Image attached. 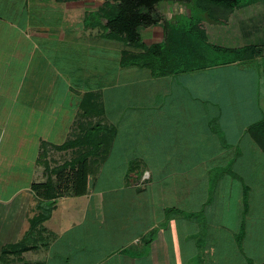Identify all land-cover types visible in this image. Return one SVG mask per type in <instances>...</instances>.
<instances>
[{
    "label": "crops",
    "instance_id": "0c3cea01",
    "mask_svg": "<svg viewBox=\"0 0 264 264\" xmlns=\"http://www.w3.org/2000/svg\"><path fill=\"white\" fill-rule=\"evenodd\" d=\"M19 1L21 6L15 0L0 3V10L9 12L0 13V75L11 80L17 75L13 86L0 85V257L23 241L33 220L48 214L37 227L41 232L29 239L30 247L38 246L27 253L31 264H184L187 258L189 264H252L253 250L244 247L249 229L243 203L253 193V170L239 164L235 173L223 171L212 181L211 161L230 154L221 145L203 147L211 142L202 138L218 116L192 99L176 75L154 77L148 68L121 66L145 73L122 84L124 89L99 84L98 78L86 81L82 71L74 82L73 73L55 65L48 52L58 54L60 45L80 51L84 41L110 42L99 28L87 30L84 24L86 13L97 11L102 0ZM53 10L63 11L62 28L48 24ZM262 61L259 54L226 69L254 75V65ZM189 74L214 83L206 70ZM87 94L93 101L85 114ZM188 103L201 116L187 109ZM180 112L191 115L184 118L187 123L195 120L199 147L198 139L180 141L179 133L191 126L185 127ZM99 124L115 128L116 135L102 144L103 134L92 135L86 145L61 149ZM246 138L247 146H260L250 133ZM86 153L87 161L80 162ZM72 162L69 170L76 174L86 165L87 182L64 178L62 168L66 172L63 166ZM114 170L123 172L118 179L123 182H108L115 179ZM252 215L247 213V221Z\"/></svg>",
    "mask_w": 264,
    "mask_h": 264
},
{
    "label": "rangeland",
    "instance_id": "374dc122",
    "mask_svg": "<svg viewBox=\"0 0 264 264\" xmlns=\"http://www.w3.org/2000/svg\"><path fill=\"white\" fill-rule=\"evenodd\" d=\"M11 0H0V3L10 2ZM18 6L23 4L19 3V0H15ZM22 1V0H21ZM104 0L100 1L99 4H103ZM19 3V4H18ZM220 16H225L230 20L238 19L236 24V28L242 31L246 30V35L244 36L243 43H249L251 41H264V15H256L252 12L251 9H245L243 11H239L236 15L230 14L228 10L223 8H216L215 10ZM0 13H9L2 12ZM17 13V12H16ZM49 18H47L48 24L51 28H62V25L65 24L62 22L64 16L62 10H53L49 12ZM156 16H159L160 22L154 26L144 28L141 30L143 43L147 46H150L154 43H158L160 41L164 42L169 34L166 31L167 22H173L174 25H184V23L189 24L191 22L192 11L186 5H182L179 3H161L160 5L155 7ZM189 15V16H187ZM79 19V17L77 18ZM79 21V20H78ZM62 25L59 27V25ZM242 26V27H241ZM80 26L78 25V28ZM207 27V26H206ZM77 28V29H78ZM207 31L217 33L216 29L210 30V28H206ZM103 30H99L101 33ZM241 31V30H240ZM236 43V41H234ZM109 43V44H107ZM224 44H227L223 42ZM259 43V42H258ZM105 44V46H104ZM92 46V47H91ZM104 46V47H103ZM124 46V47H123ZM61 47V52L54 53L48 52L51 56L50 59L55 63V65L59 64L61 69H64L66 72H72L71 79L75 82V78L77 74L81 73L85 77L86 81H95L98 78L99 84L109 83L112 85L117 84L119 89H124L125 87L122 85L131 79H135L139 77L141 73H131L130 71L121 70V59L123 56L122 47L126 51L132 54H137L139 51L135 48H130L125 46L124 43L118 40H111L110 42L105 41V43L92 44L87 43L86 41L78 44L77 48L80 51H73L71 49H67V47ZM94 47V48H93ZM83 48V49H82ZM260 54H264V47L259 49ZM232 57V55H231ZM16 66V64L14 65ZM64 67V68H63ZM124 67V66H123ZM136 67V66H132ZM246 67V66H245ZM253 66H250L252 68ZM220 68V69H218ZM218 68L207 69L206 73L212 76L214 79V83L206 81L200 77L199 79L192 78V74H178L175 76L178 83L181 86H184L191 98L195 101H201L206 106L208 113L218 116L216 119L213 117L212 122L210 123V133L206 132V136L203 137L204 141L208 139L211 140L209 144L204 145L203 147L208 149H214L215 145L221 147L223 149L222 152L230 153L227 156H222L221 158H215L211 161V164L214 168V172L212 173L213 182L217 181L218 176L222 174L223 171H227L228 173H235L236 169L239 168V164H243L245 167L250 166L248 168H252L253 177L251 178L254 181L253 188L251 187L252 194L250 193L247 197L246 203H243L245 206V227L249 230L248 236L245 239L244 247L246 250L252 249L254 256H252V264H263L264 263V151L258 146L256 143H252L247 146V138L250 129L255 126V124L264 121V75L261 73L260 69L264 70V61L262 63H258L254 65V69L257 71H253V73L249 74L248 71H227L228 67L220 66ZM241 70V67H237ZM71 69V70H70ZM222 70L223 76L221 74L217 75V70ZM250 70L249 68H247ZM18 70V69H17ZM253 70V69H251ZM11 71L14 73V68H11ZM205 71V70H204ZM219 72V71H218ZM149 73H152L150 71ZM148 74V73H146ZM145 75V73H144ZM79 76V75H78ZM143 76V75H142ZM12 80L8 78V76L0 75V85L1 89H6L7 87L13 86V79L17 78V75L11 76ZM70 77V75H69ZM147 77V76H146ZM215 77V78H214ZM253 77L254 82H253ZM192 78V79H191ZM207 78V77H206ZM137 79V78H136ZM204 80V81H203ZM128 86V85H127ZM162 99V98H159ZM160 101V100H159ZM210 104V106H209ZM187 109H191V112H194L196 116H201L202 112L195 105L188 103ZM198 106V105H197ZM212 106V107H211ZM200 107V106H199ZM181 109V108H180ZM179 114V112H178ZM192 114V115H194ZM185 116V117H183ZM191 116L190 114H182L180 112L179 117L183 118V123L185 122V127L190 126L189 131H183L179 133L180 141L184 142V139L190 140L192 138L198 139L196 146L199 143V133H197V129L195 130L196 124L193 123L195 120L184 119ZM220 116H222L220 118ZM243 116V119L241 118ZM228 119L230 120H226ZM252 118V120H250ZM243 120V122H242ZM180 121V119H178ZM249 126V127H248ZM248 127V128H247ZM217 135L219 136L217 139ZM199 137V138H198ZM6 144H8V139L6 138ZM183 145L185 143H182ZM231 153H239V156L234 157ZM69 158V155L67 156ZM231 159L230 161H228ZM59 162V161H58ZM64 162V161H63ZM210 164V166H211ZM223 168H222V167ZM115 168L118 166H114ZM225 167V168H224ZM212 168V169H213ZM50 169V168H49ZM65 177L69 180L75 178L76 171L69 170L67 168L62 172ZM111 174L115 175V179L109 180L108 182H123L118 180L120 178V174L123 172L119 170L111 171ZM245 174H248L246 172ZM104 176L107 175V171L104 172ZM247 177H245V182H247ZM186 180V179H185ZM184 180V181H185ZM183 181V180H181ZM250 181V179H249ZM127 182V181H124ZM188 182V181H187ZM189 182H191L189 180ZM215 186V183H214ZM213 186V187H214ZM180 191H186L185 187H180ZM11 190V189H9ZM248 210V211H247ZM251 213L252 219L247 221V213ZM114 221V220H113ZM112 221V222H113ZM247 224V225H246ZM41 228V227H40ZM38 232H41L37 229L32 237H36ZM37 241V240H36ZM31 249L28 251H24L22 255H11L9 258L10 264H31L30 260L33 259L32 255H28V252L35 251L38 247L37 244L32 245ZM39 249V248H38ZM191 255V254H190ZM189 255V256H190ZM13 256V257H12ZM22 257L21 259L19 257ZM202 256V252H199V257ZM28 259V260H27ZM28 262H26V261ZM195 262L197 263V261ZM24 262V263H21ZM187 261V262H186ZM189 258L185 260L184 264L188 263ZM194 261V260H193ZM192 261V262H193ZM198 264V263H197Z\"/></svg>",
    "mask_w": 264,
    "mask_h": 264
},
{
    "label": "trees",
    "instance_id": "16d2710c",
    "mask_svg": "<svg viewBox=\"0 0 264 264\" xmlns=\"http://www.w3.org/2000/svg\"><path fill=\"white\" fill-rule=\"evenodd\" d=\"M161 3L186 5L192 11V21L184 25L167 22L166 31L169 34L166 40L147 46L143 43L141 30L161 21L155 13V7ZM216 8L226 9L230 14L235 15L245 9H251L256 15H264V0H104L103 5L97 11L86 13L84 24L87 30L99 28L103 30V36L106 38L118 40L125 46L140 51L137 54L123 52L121 65L148 68L154 77L197 73L257 58L260 54L259 49L264 47V41L253 40L243 43L246 32L243 31L241 34L239 28H236L238 19L230 20L225 16H220L215 11ZM206 28L216 29L217 33L209 32ZM91 101H93V96L87 94L82 102L85 114L89 113L88 104L92 103ZM96 113L101 115L102 110ZM89 130L83 139L66 143L61 146V149L77 144L86 145L93 140L92 135H104L103 140L99 139V144L116 135L115 128L104 127L100 124ZM250 134L264 150V121L252 127ZM88 156L89 153L84 154L79 161L85 163ZM72 163H67L63 167L73 169L75 163ZM75 178L87 182L88 170L85 164L75 174ZM46 208L49 212L50 208ZM47 218L48 214H44L33 220L32 229L23 241L3 250L0 264H10L8 257L22 255L24 251L31 249L29 239L34 235L38 225H41Z\"/></svg>",
    "mask_w": 264,
    "mask_h": 264
}]
</instances>
